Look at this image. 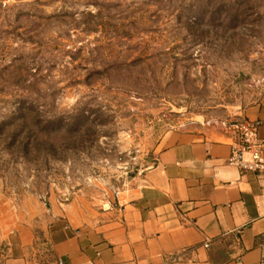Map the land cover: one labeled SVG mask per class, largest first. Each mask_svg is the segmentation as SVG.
Listing matches in <instances>:
<instances>
[{"label":"rangeland","instance_id":"rangeland-1","mask_svg":"<svg viewBox=\"0 0 264 264\" xmlns=\"http://www.w3.org/2000/svg\"><path fill=\"white\" fill-rule=\"evenodd\" d=\"M263 92L264 0H0V198L100 212Z\"/></svg>","mask_w":264,"mask_h":264},{"label":"crops","instance_id":"crops-1","mask_svg":"<svg viewBox=\"0 0 264 264\" xmlns=\"http://www.w3.org/2000/svg\"><path fill=\"white\" fill-rule=\"evenodd\" d=\"M240 113L264 139V92ZM230 154L223 126L191 122L166 133L153 164L100 212L33 213L0 198V264H260L264 175L241 172Z\"/></svg>","mask_w":264,"mask_h":264},{"label":"built area","instance_id":"built-area-1","mask_svg":"<svg viewBox=\"0 0 264 264\" xmlns=\"http://www.w3.org/2000/svg\"><path fill=\"white\" fill-rule=\"evenodd\" d=\"M258 123V121L243 115L230 121H221L222 126L229 133L231 146L229 163L241 172H255L264 175V139L257 134ZM177 261L173 259L172 262ZM59 264H63V261L60 260ZM83 264L96 263L87 261ZM186 264H191V262L187 261ZM260 264H264V246Z\"/></svg>","mask_w":264,"mask_h":264}]
</instances>
